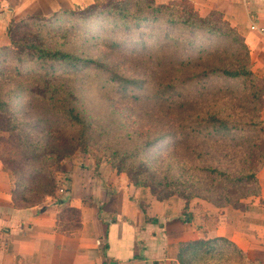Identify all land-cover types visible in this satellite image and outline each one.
<instances>
[{
  "label": "rangeland",
  "instance_id": "obj_1",
  "mask_svg": "<svg viewBox=\"0 0 264 264\" xmlns=\"http://www.w3.org/2000/svg\"><path fill=\"white\" fill-rule=\"evenodd\" d=\"M134 2L94 0L83 8L59 11L49 17L33 15L9 25L6 40L0 43V99L8 102V106L0 108V159L16 182L31 170H45L52 178V195L56 198H61L63 186L76 189L81 180L85 185L82 190L91 192L103 173L116 172L132 190H139L137 198L147 208L164 204L169 213L187 215L194 204L218 206L225 196H236L248 188L232 180L246 174L252 167L249 162L264 149L261 141H254L259 127L251 131L248 125L255 115L257 99H250L253 90L240 80L217 75L191 77L220 59L229 63L225 53L236 58L234 51L226 49L227 42L213 35L198 31L190 46L181 42L159 45L161 39L153 38L145 44L127 39L121 48L110 49L105 37L123 38L125 33L114 31L108 11L117 15L118 4L125 9L140 8ZM98 11L105 13L98 15ZM165 28L160 26V33ZM171 29L174 37L188 35L178 28ZM33 47L97 59L143 84L139 88L127 86L125 93L92 66L47 70L38 64ZM46 82L51 86L48 113L42 109L43 100L37 97L40 94L33 100L25 91L31 83L42 90L38 86H46ZM255 85L264 94V84ZM169 86H174L175 91L171 97L170 90L166 95L161 92ZM159 92L157 98L155 94ZM64 105L74 107L91 123L86 145L76 139L78 126L56 114ZM213 115L236 126L225 133L216 132L207 121ZM14 124L16 130L12 129ZM169 131L173 134L157 141L137 160L130 158L139 170L129 172L135 180L144 181L147 176V186H136L127 171L119 172L113 165L118 149L132 148L138 140L153 139ZM252 143L258 148L250 149L248 145ZM206 166L225 169L229 177L201 170ZM208 198L220 203L216 205Z\"/></svg>",
  "mask_w": 264,
  "mask_h": 264
},
{
  "label": "crops",
  "instance_id": "obj_2",
  "mask_svg": "<svg viewBox=\"0 0 264 264\" xmlns=\"http://www.w3.org/2000/svg\"><path fill=\"white\" fill-rule=\"evenodd\" d=\"M152 1L187 2L202 18L217 14L243 39L251 70L264 84V0ZM93 3L0 0V43L11 23ZM259 121L264 134V106ZM103 174L91 192L82 190L81 180L76 189L63 186L61 198L51 194L33 202L15 194V181L0 160V264H182V245L217 239L233 244L242 258L227 250L209 264H264V159L255 173L257 193L241 207L198 203L187 215L169 213L164 204L147 208L122 176Z\"/></svg>",
  "mask_w": 264,
  "mask_h": 264
},
{
  "label": "trees",
  "instance_id": "obj_3",
  "mask_svg": "<svg viewBox=\"0 0 264 264\" xmlns=\"http://www.w3.org/2000/svg\"><path fill=\"white\" fill-rule=\"evenodd\" d=\"M133 1H135L134 3H136L138 7L140 6V8L134 10L125 9L118 4L116 5L117 15H114V13L108 11L107 17L111 18L110 21L114 23L112 27L114 31L120 30V32L125 33V35H123V38L122 36L118 35H115L114 37H105V40L107 41L106 43H108L106 45L110 49H116L121 48V46L127 39H132L134 44H145L148 39L154 38L161 39L158 42L159 45H166L169 43L178 45L181 43H187V46H190L195 41L196 32L198 31L205 33L206 36L213 35L216 38L225 40L228 45L226 49L234 51L236 54V58L232 59L230 54L225 53L226 59L230 61L229 63H227L223 59H220L219 63L211 64L203 72H199L198 74H196V76L192 75L191 77L194 76L193 78H202L205 76L217 75L225 79L240 80L245 86H247V88H251L253 91H251L252 93H249V95H251L249 97L251 100L253 98L257 99V108H253L255 110V115L253 117V120L248 125L250 126L251 131H254L256 127H259L258 137L255 138L254 141L256 142L258 140L261 141L262 144H264V134L259 121L260 110L264 106V94H260L258 88L255 85L256 82H261V80L252 72L248 49L243 42V39L237 34V32L227 23L221 22L222 20H220V17L217 14H212L205 18L199 17L192 6L187 2L172 3L169 5H157L153 3L152 0ZM94 8L95 7H93L92 9ZM73 13L74 12H66L67 15H72ZM102 13H105V11L97 12L98 15H101ZM162 25L166 26V28L160 33L159 29ZM142 27L147 28L148 31H138ZM171 28H178L182 32L186 31L188 32V35L184 38H182L180 35L174 37V35L171 33ZM154 45H157V43ZM31 50L37 54L38 64L44 66L47 70L63 66L71 68H88L92 66L93 68L104 72L106 74L107 80L114 82L119 88L123 89L125 93L127 91V86L139 88L143 84L142 80L130 79L120 75L113 68L100 62L97 59L80 57L64 50L51 51L38 47H33L31 48ZM243 60H245V63L240 64L239 61ZM37 78L42 77L38 76ZM45 84L46 86H38V88L42 90L34 88V85H32V83L27 84L28 86H26L27 88L25 89V91L31 97H33V100H36L35 98L37 97L41 98L43 100L41 102L43 105L42 109H45L48 113V111L51 109L48 108V105L51 102V98H48L47 94L50 91L51 86L48 85L47 82ZM165 89H162L161 92L162 94L166 95L167 93H169L168 90H170V92L172 93L169 97H171L175 92L173 90L174 86H169ZM161 92L155 94L157 98L160 97ZM36 94H40V96L35 97L34 95ZM145 97L148 98L149 96L146 95ZM2 106H8V102L0 99V108H2ZM74 109L75 108L72 106L70 108L69 106L64 105L61 109H58L56 111V114H58L61 118L78 126V136L76 139L78 140V143L86 145V132L90 128L91 123L89 121H86L84 119V116L77 113ZM207 121L208 125L211 126V128L216 132L225 133L232 127L236 126L231 122H227L224 118H218L216 115L210 116L209 120L207 119ZM166 123L168 124L167 120ZM12 129L16 130V124L12 126ZM172 134L173 133L170 131L165 132L163 134H160L159 136L154 137L153 139H150V137H148L143 140H138L137 144L132 148L124 150L118 149V155L116 156L117 160L116 162L115 160L112 161L113 165H115L116 169L119 172L127 171L129 176L135 181L136 186H147V176H143L145 178L144 181L137 179L139 180V182H137L134 175L129 172L131 170L137 169L134 167L135 161L130 162V158L137 160L138 157L141 156L142 152H145L150 147H154L157 141H159L163 137ZM30 147H33L31 142ZM248 147L250 149L258 148L256 146V143L249 144ZM56 159H58V156H56ZM263 159L264 149H261V152L259 155H257V158L252 162H249L250 166L252 167L245 171L246 174H241L239 178L232 180L234 182L237 181L243 183V185H249L247 189L243 190V193H240L233 197L225 196V198L221 202L222 204H219L220 202L217 203L215 200L213 201L212 199H208L213 203H216V205L219 204L218 207H241L243 205L242 201L244 199L257 193L258 186L255 179V173L261 166ZM1 161L6 167L7 165L5 161ZM201 170L209 174H216V176L219 175L220 177L224 178L229 177L228 171H226L225 169H221L220 171L219 168L206 166L205 168H201ZM140 171L144 173L143 170ZM17 181L18 182L15 181V194H25V197L23 199L32 200L34 202L43 195H51L53 193L54 184L52 178L50 176L48 178L47 172L45 170H40L39 168H37V170H31L27 173H24L23 178L21 180L18 179ZM227 250L229 251L228 253H234L238 257L242 258V254L235 248V246H233V244L225 239H217L211 241L201 240L191 244H184L180 248L178 257L182 264H194V262H196V264H199V262L209 264V262L214 258L220 260Z\"/></svg>",
  "mask_w": 264,
  "mask_h": 264
},
{
  "label": "built area",
  "instance_id": "obj_4",
  "mask_svg": "<svg viewBox=\"0 0 264 264\" xmlns=\"http://www.w3.org/2000/svg\"><path fill=\"white\" fill-rule=\"evenodd\" d=\"M61 192H63V190H61Z\"/></svg>",
  "mask_w": 264,
  "mask_h": 264
}]
</instances>
